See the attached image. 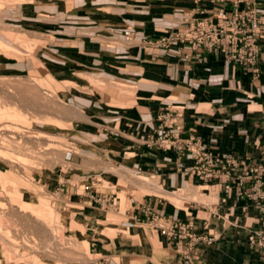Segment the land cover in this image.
<instances>
[{"label": "crops", "instance_id": "0c3cea01", "mask_svg": "<svg viewBox=\"0 0 264 264\" xmlns=\"http://www.w3.org/2000/svg\"><path fill=\"white\" fill-rule=\"evenodd\" d=\"M76 5L74 13L52 31L53 40L41 50L42 75L73 84L58 90V94L64 104L74 106L85 116L71 120L77 142L103 153L104 147L118 166L153 175L148 178L147 174L130 173L132 177L145 176L150 180L137 184L131 179L146 193L141 200H133L122 224L130 231H125L126 238L132 236L138 242H114L113 249L102 247L95 254L119 256L122 264H132L133 257H139L140 264H260L245 244L247 226L258 215L251 200L237 198L235 184H188L189 180H196L185 173L193 163L189 153L180 156L176 148L145 142L150 137L166 139L163 130L168 141L172 136L180 141L190 138L214 153L261 161L264 36L259 40L258 71L253 73L250 67L230 63L222 53L202 46H147L149 40L181 27L186 19L231 10L230 0H79ZM240 7L254 8L264 23V0H244ZM26 63L28 69L36 67L31 60ZM89 79L120 81L128 87L120 90V86L111 83L114 92L106 93L95 88ZM247 186L248 183L242 188ZM164 187L178 191L189 188L188 197L216 201L214 209L204 207L208 216L188 212L161 195L176 192ZM203 189L207 191L202 192ZM167 196L178 204L187 200ZM195 208L190 203V209ZM153 213L173 220H192L200 231L206 232L203 227H207L215 240L211 244L199 243L193 250L196 255L186 258L157 231L150 227L149 232L145 225H149ZM99 263L120 264L114 258Z\"/></svg>", "mask_w": 264, "mask_h": 264}, {"label": "rangeland", "instance_id": "374dc122", "mask_svg": "<svg viewBox=\"0 0 264 264\" xmlns=\"http://www.w3.org/2000/svg\"><path fill=\"white\" fill-rule=\"evenodd\" d=\"M78 2L0 0V264H100V260L108 258L121 264L119 256L95 253L102 247L113 249L114 242L116 245L138 242L135 237L126 238L125 231H130L122 225L128 218L126 210L132 209L133 200H141L146 193L131 182L137 176L132 177L130 173L147 174L148 178L153 175L118 166L104 147L103 153L77 142L71 120L85 119V116L74 106L64 104L58 94V90L73 84L59 83L49 74L43 76L39 67L43 46L53 40L52 31L58 30L66 16L74 13ZM27 60L36 67L28 69ZM89 82L103 92H114L112 84L115 82L107 84L91 79ZM117 83L126 86L123 82ZM72 110L76 112L70 117L67 111ZM66 146H72L75 151L69 162L62 159ZM14 161L17 164L12 163ZM85 184H91L87 191L83 189ZM188 184L208 185L199 180H189ZM164 189L176 191L167 195L187 199L178 204L161 194L188 212L208 216L204 207L214 209L216 201L188 197L186 190L189 188ZM89 190L111 194L116 198L115 204L102 207L90 202ZM190 203L196 205L194 210L190 209ZM45 205L46 218L50 214L58 216L54 225L62 245L80 242L81 250L89 259L74 256L71 249L67 251L73 255L64 253L56 258L33 252L46 238L35 226L43 220L36 207L44 208ZM20 210L29 213L26 215ZM33 219L38 223L32 222ZM145 226L151 232L150 226ZM133 258L132 261H140L139 257Z\"/></svg>", "mask_w": 264, "mask_h": 264}, {"label": "built area", "instance_id": "2783aa9c", "mask_svg": "<svg viewBox=\"0 0 264 264\" xmlns=\"http://www.w3.org/2000/svg\"><path fill=\"white\" fill-rule=\"evenodd\" d=\"M244 0H230L233 8L229 11H218L211 15L186 19L179 28L168 31L163 36L149 40V48H169L171 46L189 44L191 47L202 46L210 52L218 51L225 59L235 65L250 67L257 73V58L260 50L259 40L264 36V23L261 22L254 8H241ZM130 40L129 37H126ZM166 139L150 137L145 143L156 144L165 149L176 148L178 155L189 153L193 163L185 173L202 182H227L235 184L234 195L237 198L251 200L258 215L247 226L246 247L255 255L260 264H264V156L261 161L254 162L248 157H237L231 153H214L198 140L190 138L177 140L161 131ZM75 151L66 146L62 159L69 162ZM264 154V149L262 151ZM248 183L246 188H242ZM91 184H85L88 190ZM89 201L102 207L115 204V197L89 190ZM94 192V194L92 193ZM149 225L161 236L165 237L175 249L186 258L196 255L193 250L199 243L211 244L215 236L207 227V231L198 230L192 220H173L169 216L153 213ZM193 252V253H192Z\"/></svg>", "mask_w": 264, "mask_h": 264}, {"label": "bare ground", "instance_id": "6f19581e", "mask_svg": "<svg viewBox=\"0 0 264 264\" xmlns=\"http://www.w3.org/2000/svg\"><path fill=\"white\" fill-rule=\"evenodd\" d=\"M120 82V81H119ZM124 84V83H123ZM127 84V83H126ZM114 85H116L115 87H117V86H120V90H121V88H124V89H126L127 90V88L126 87H128V86H124V85H121V84H119V83H114ZM119 88V87H118ZM128 90H131V89H129L128 88ZM76 112V111H75ZM75 112L72 110V111H67V114L71 117V116H73V115H75ZM56 148H57V146H56ZM57 149H59V147L57 148ZM53 150H56L55 148H53ZM55 152V151H54ZM57 152V151H56ZM52 154H54V153H52ZM12 163H14V164H17L15 161L14 162H12ZM135 181L134 182H136L137 184H140L141 182H145V183H147V182H149L150 180H148V178L147 177H145V176H137L135 179H134ZM156 192V191H155ZM190 192V191H189ZM189 192H187V195H190L189 194ZM13 206V205H12ZM29 207V206H28ZM47 208V206L45 205V207L44 208H42L41 206H37L36 207V211L38 212V214H39V216L43 219V220H39V223H38V225H35V226H38V228H39V230H40V232L42 231L43 233H44V235H45V241L43 240V242L41 243V245H39L38 247H35V244H34V247H35V249L33 250V252L34 251H38V252H41L42 254H44V255H47V256H52L53 258H56L57 256H59L60 254H64V253H69L67 250H74L73 251V254H74V256H75V254L78 256V257H81L82 259H87L88 257H87V254L84 252V251H82L81 249H82V247L81 246H79V245H81L80 244V242L78 243V241H73L74 243L73 244H71V243H66L65 242V244H67V245H62V242H61V238L59 237V235L56 233L57 232V229H56V225H54L55 223L57 224V220H58V216H55V215H53V214H50V216L49 217H45L44 215H45V209ZM16 209H18L19 210V208L18 207H16ZM23 209V208H22ZM19 212H23L22 210H20ZM51 212H52V210H51ZM23 213H25L26 215H27V213H29V212H23ZM28 216H29V214H28ZM33 216V215H32ZM47 216V215H46ZM22 217V216H21ZM31 217V216H30ZM34 218V217H33ZM32 219V218H31ZM47 219H50L51 220V222H46V220ZM25 220V219H24ZM34 220V219H33ZM32 222H34V223H36V221L34 220V221H32ZM33 223V224H34ZM36 223V224H37ZM50 223V224H49ZM58 226V225H57ZM37 228V229H38ZM42 233V234H43ZM41 236V235H40ZM67 246V247H66ZM74 247V248H73ZM37 248V249H36ZM28 253V252H27ZM36 253V252H35ZM34 253V254H35ZM23 254V253H22ZM29 254H31V253H29ZM40 254V253H39ZM69 254H72V253H69ZM72 254V255H73ZM160 254V253H159ZM23 255H25L26 256V254H23ZM25 256H23L22 257V259L23 260H25ZM33 256V255H32ZM47 258V257H46ZM89 259V258H88ZM133 259H135V258H133ZM140 259V258H139ZM27 260V259H26ZM140 261H132V264H140L139 263ZM35 263H36V259H35ZM122 264V263H121Z\"/></svg>", "mask_w": 264, "mask_h": 264}]
</instances>
